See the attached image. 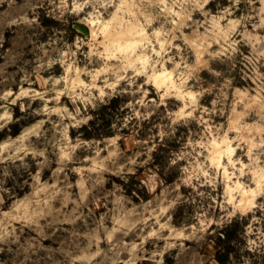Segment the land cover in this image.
<instances>
[{
	"label": "clouds",
	"instance_id": "clouds-1",
	"mask_svg": "<svg viewBox=\"0 0 264 264\" xmlns=\"http://www.w3.org/2000/svg\"><path fill=\"white\" fill-rule=\"evenodd\" d=\"M0 264H264V0H0Z\"/></svg>",
	"mask_w": 264,
	"mask_h": 264
},
{
	"label": "rangeland",
	"instance_id": "rangeland-1",
	"mask_svg": "<svg viewBox=\"0 0 264 264\" xmlns=\"http://www.w3.org/2000/svg\"><path fill=\"white\" fill-rule=\"evenodd\" d=\"M115 104H116V102L114 101L113 102V107H115ZM107 124H108V122L107 121H105V127H107ZM141 135H143V133H141ZM123 141H121V144L123 145ZM160 159V157H157V160H159ZM234 235V233H230V237H232ZM223 242L222 241H218V244H217V248H219V245L220 244H222ZM229 250H231V249H229ZM219 259H221L222 261L224 260V259H226V256H222V257H218Z\"/></svg>",
	"mask_w": 264,
	"mask_h": 264
},
{
	"label": "trees",
	"instance_id": "trees-1",
	"mask_svg": "<svg viewBox=\"0 0 264 264\" xmlns=\"http://www.w3.org/2000/svg\"><path fill=\"white\" fill-rule=\"evenodd\" d=\"M230 235V234H229ZM231 238V237H230Z\"/></svg>",
	"mask_w": 264,
	"mask_h": 264
}]
</instances>
